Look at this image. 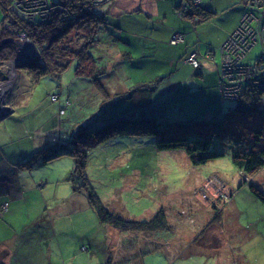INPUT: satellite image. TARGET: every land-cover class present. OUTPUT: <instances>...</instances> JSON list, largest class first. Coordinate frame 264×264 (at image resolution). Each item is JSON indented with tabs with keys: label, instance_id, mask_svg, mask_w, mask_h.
I'll return each instance as SVG.
<instances>
[{
	"label": "rangeland",
	"instance_id": "rangeland-1",
	"mask_svg": "<svg viewBox=\"0 0 264 264\" xmlns=\"http://www.w3.org/2000/svg\"><path fill=\"white\" fill-rule=\"evenodd\" d=\"M92 1L98 5L111 2ZM213 2V8H209L212 11L210 17L200 21L206 23L201 36L215 40L234 23V28L220 44L221 48L224 45L229 50L234 39L247 34L249 21H239L246 3L244 0ZM57 6L58 15L69 10L64 4ZM42 11L46 12L47 9ZM9 13L3 19L4 14L0 7V28L7 30L10 25L7 26ZM66 17L67 15L61 16V19ZM184 17L190 19L191 15L184 13ZM200 18L195 17V21ZM36 23L42 25L44 22L40 19ZM126 37L121 31L118 39L130 40ZM112 39L110 41L113 44L130 51L133 58L130 60L128 54H125L117 59L110 49L103 52L108 42L101 37L95 49L105 62L111 61L109 66L112 73L96 75L97 80L94 77H81L75 72L77 62L67 57L60 60L65 64L64 68L60 67L59 71L53 70L54 72L47 70L37 82L36 75L30 69H40L39 67L21 66L22 60L19 61L18 57H10L0 62V90L4 94L0 110L10 109L6 115L0 117V155L14 157L10 163L0 159V202H3L0 204V246L4 245L6 249V253L0 251V260H4V264H71L73 253L75 263L79 257L76 253L79 252L82 255L79 258L80 264L89 260L91 264H110V256L115 259L116 264H147L142 256L152 246V237L133 239L135 232L111 231L104 253L98 239L103 237V233L108 234L106 228L111 226L99 221L87 198L79 193L81 190L74 189L72 181L67 179L69 173L76 169L74 157L63 154L39 163L37 156L43 155L46 148L38 151L36 145L45 140L48 143L54 142V148L60 150L85 151L82 175L73 173L76 184L81 183L92 189L106 208L119 212L122 218L149 220L163 209L164 216L161 220H165L167 229L157 228L149 233L172 232L173 237L170 239L173 245L179 246V251L186 244L184 237L188 236L191 228L199 221L197 214L200 212L201 218L207 220L201 228L196 229L194 240L197 243L203 242L208 247L214 246L212 248L220 251L212 257L215 252L210 249L211 257L202 256L204 262L203 258H199L200 254L194 255L196 264H207V259L210 264H216L218 255L222 260L230 256L232 251L237 256L242 252V247L248 256L241 257L243 261L248 264H264V201L249 189L252 184L264 193V165L253 174L244 175L232 162V154L236 149H257L256 145L264 146V88L253 90L254 88L244 85L237 96L228 97L221 94L217 86L215 91L210 85L205 86L202 91L193 86L190 88V95L179 102L177 95L170 96L165 91L167 87H161L169 86L172 79H179L181 76L174 73L171 76L164 72L156 78L160 89L155 97V105L142 104L140 106L146 109V114L129 116L149 117L143 123L153 125L156 128L154 132L115 134L99 140L90 138L88 134L102 127L106 121L117 119L116 117L139 106L131 101L113 100L110 98V90L102 91L95 85L96 81L100 79L101 84L110 88L123 82L148 81L155 74L138 73V64L149 67L153 58L158 62L152 55L140 58L139 55L144 49L139 47L136 51L131 40L132 44H126ZM29 40L34 46V42ZM168 40L171 44L178 43L183 40V35L173 34ZM34 49L35 52L32 51L33 54L30 53L24 60L33 58L37 50L35 46ZM215 51L217 55L218 49ZM192 52L194 51L188 52L184 60L193 68H199L198 60L195 65L187 59L192 56ZM259 53V46H255L251 57L254 59ZM120 61H124L123 64L126 65L131 64L137 73L125 74ZM229 61L228 56H221V64L224 63L223 76L227 75L226 67L232 68L227 65ZM262 63L261 58L254 62L260 68L255 69V73L264 71V67L261 68ZM246 74L247 72H242L237 77L235 73L233 81L245 77ZM154 107L157 110L152 112L151 108ZM61 109L63 113H60ZM182 135L191 141L209 140V154L219 155L204 164H194L182 147H157V141L162 137ZM256 138L259 140H255ZM73 140L74 144L70 145ZM66 142L74 148L63 149L61 144ZM22 154L30 159L25 162L15 160ZM30 161L35 164L27 167L26 164ZM209 180H215L216 188L210 185ZM9 185L14 194L6 192ZM5 201H8L9 206ZM60 220L64 221L61 225L71 231V240L63 243L55 239L60 231L55 222ZM208 222L210 225L206 226ZM83 232H88L83 244L87 250L80 248L81 239L75 236L76 233ZM217 236L218 239L208 242L210 237ZM58 243L70 246L60 247L62 254ZM11 244L12 253L9 252L11 255L6 256ZM131 247L136 251L139 249L141 257L137 256L130 261L135 253ZM121 249H128L125 250L126 255L131 249V258L120 253ZM155 254H149L148 258ZM63 256L68 257L65 259ZM173 263L190 264V261L175 258Z\"/></svg>",
	"mask_w": 264,
	"mask_h": 264
},
{
	"label": "trees",
	"instance_id": "trees-1",
	"mask_svg": "<svg viewBox=\"0 0 264 264\" xmlns=\"http://www.w3.org/2000/svg\"><path fill=\"white\" fill-rule=\"evenodd\" d=\"M13 1L14 0H0V7L4 14L3 19L7 16V12L8 13L10 12L9 14L14 19V23L10 26L9 30L8 27L7 30L4 27L0 28V62L2 60L9 59L10 57L14 58L16 56L17 46L15 43V39L17 35L15 32L21 31V32H25L28 35L29 39H31L34 42V46L37 49L36 54L33 56V58L22 60V62H20L21 66L24 65L25 67H27L28 65L33 67L37 66L40 68V69H30L36 75L35 77L36 82L41 79L40 78L41 75L42 76L45 75V72L47 70L54 72V71H59L60 67L64 68L65 64L60 62V60L64 57L74 59L77 62L75 72L76 73L78 72L81 77H85L87 79H89V77L92 78L94 77L93 79L97 80L96 75L99 76L101 74L107 75L108 73L110 74L112 73V68L111 66H109L111 61L107 60V62H105V60L96 51L95 46L98 44V42L100 43L102 37V39H106L108 42V46L103 52H107L110 49V52L114 56L116 52L115 50H117V48H119V50H122L118 44H113V42H111L113 41L112 38L118 39L120 33V31L118 32V27L120 26L118 25V20H117L118 17L116 18L113 15H110L109 13H105L104 11L101 10V6L92 0H56L59 3L64 4L67 8H69L71 12L67 10L68 16L65 19H61V16L63 15L62 14L58 15V12L55 11L54 15H52V17H50L48 21L42 23V25H38L39 23H36L37 19L33 20L32 22L29 19L28 15L25 14L27 13L28 10L26 11L23 10L22 6L16 9V7L13 6ZM209 1L211 5L205 2L201 3V0H180L179 3L177 4L176 11L181 17H184V13L191 15V17H201L200 20H198V22H200L202 20L209 18L210 15L212 14V11H209V8L210 9L213 8L214 2L213 0H208V2ZM244 10L245 8L243 9V12ZM177 33L183 35V40L178 43H184L186 36L181 31L172 32L169 38L171 39V36ZM125 35L128 34L125 33ZM128 39H130L133 42V45L135 44L134 41L131 39V37H129ZM130 40H127V42L132 44ZM119 41L124 42L121 40ZM146 44L149 45L148 43ZM173 44H177V43L174 42ZM255 46H259L260 53L258 56H256L253 59L251 57V53ZM194 52L196 54V58L199 61V63H200L199 54L200 57H204V58L206 57L212 60V54L210 52L204 55H202L203 53H201L198 49L195 50ZM221 54L222 51L220 47V58H221ZM260 54H261V47L259 44H255L247 52L246 56L243 57V60L244 62H254L257 58H260L261 56ZM131 57L132 54L131 56H129L130 60L133 58ZM141 57L142 56H140V58ZM262 59L264 63V54H262ZM214 62L217 70L216 84L219 90V85H222L220 80L221 59L220 62L219 61H214ZM120 63L122 68L128 65V64L127 65L123 64L124 61H120ZM103 83L109 84V82L106 81H103ZM95 85L99 87L102 91L106 90L105 89L106 86L101 84L100 79L96 81ZM242 85L249 86L251 89L253 88L249 84V80L243 82ZM143 86L144 83L140 84V86H138L136 89L141 88ZM107 87L110 88L109 86ZM56 100H59V98ZM66 103H68V100H66ZM133 111L136 110L131 109L129 113L116 117L117 119L106 121L107 123L104 124L102 127L90 132L88 134L89 137L99 140L103 137L114 136L115 134H125V133L141 134V133L154 132L156 130V128L153 125H148L143 123V121L149 117L146 116H143L145 118L129 117V116L144 114L143 112L136 113ZM259 135L260 132L258 133V136ZM1 136L2 133L0 132V138ZM255 140H259V139L256 138ZM73 144H74V140L70 145ZM54 145H55L54 142L53 143L46 142L45 146H43L42 148H37L38 151H41L43 148H46L45 152H47V154L43 152V155L37 156L39 163L42 164L48 160H52L53 158L59 157L63 154H69L72 157H74L76 169H73L71 173H69L68 179L72 181L74 189L77 188L86 195L87 201L90 204V207L93 208V210L96 212L99 221H101L105 225H110L111 228L121 231L122 233H128V231L135 232L136 234L132 236L133 239L134 237L135 239L138 237L159 238L161 235H163V233L159 234L158 231L155 232L154 234L149 233V231L157 228L160 230L167 229V226L164 225L166 224L164 222L165 220L163 221L161 220L162 216H164L163 209L159 210L155 214V216H153L149 220H135V219L122 218L121 217L122 215H119L120 214L119 212L118 213L112 212L111 210L106 208L101 203L100 199L94 194V191L92 189H89L86 185L84 184L82 185L81 183L76 184L75 182L76 179L74 178L75 174L73 173H80V175H82L83 168L85 165V151L83 149H78L76 151H73L72 148L74 147L72 146L70 147L67 144V142L61 144V146L63 147V149L69 147L72 151L68 149L60 150L58 148H54ZM64 145H66V147H64ZM210 146L211 143L207 139H196L194 141H191L185 135L175 136V137H162L157 141V147L160 149H171V148H180V147L184 148L189 156V159L194 164H204L210 158L219 155V154L210 155L209 154ZM256 146L257 149L238 148L235 151H233L232 162L239 171L244 173V175L253 174L264 165V146L262 145H256ZM35 154L37 155V152ZM13 158L6 155L3 156L0 155L1 161H5V163H10V161ZM29 159H30L29 156L27 157L25 156L24 158H22V161L21 160L18 161L25 162V160L27 161ZM34 164L35 163L33 161H30L28 164H26V166L32 167L34 166ZM80 186L81 188L79 189L78 187ZM249 189L257 198L264 201V193L261 190H259L256 186L252 184L249 185ZM5 203H7V201ZM207 225H210V222H208L206 226ZM151 242L153 244L152 240ZM110 258H111L110 264H116V261L113 260L111 256ZM0 264H4V262L0 260Z\"/></svg>",
	"mask_w": 264,
	"mask_h": 264
},
{
	"label": "crops",
	"instance_id": "crops-1",
	"mask_svg": "<svg viewBox=\"0 0 264 264\" xmlns=\"http://www.w3.org/2000/svg\"><path fill=\"white\" fill-rule=\"evenodd\" d=\"M179 1L180 0H113L109 3L106 2L100 5L102 11H104L105 13H109L110 15H113L116 18L117 17L119 18V19L117 18L118 25H120L118 27V32L123 31L124 35L125 33L128 34L126 38L131 37V39L136 44V45L134 44L135 45L134 49L136 51H138L139 47L144 49L141 52L142 55L140 54V56L152 55L158 60V62H156L155 59L153 58L149 64V67L141 66L140 64H138V73H141L143 75L155 74L154 77H151L150 79H148V81L142 80L140 82L139 81L123 82V83H118L116 86L111 88H108L107 86L106 88L104 87L106 90L107 89L110 90L109 91L111 93L110 98H112L113 100L131 101L132 103H134V105H139L133 108L136 110L133 112L136 113L143 112L144 114H146V109L140 105L142 104L155 105V97L157 95L158 90L160 89V85L157 84L156 78L158 79L160 77L159 74H163L164 72H167L169 75L174 73L177 74L178 76H181L179 79L178 78H175V80L172 79L171 82L169 83V86L161 87V88L167 87L165 91L166 93L168 92V95L170 96L177 95L179 98V102L184 101V99L190 95V88H192L193 86L198 91H202L205 86H209V85L213 87L214 91L216 89L217 84L215 82V79H217V70L214 61L220 62L221 59L220 44L230 33L232 28H234L233 27L234 23L229 27L228 30L225 31V33H223V35L219 36L215 40L214 39L211 40L208 37L203 38L201 36V33L205 31L204 29L206 27L205 26L206 23L195 21V17H191L190 19L189 18L187 19L186 17H181L176 11L177 4L179 3ZM202 2L211 5L210 1L208 2V0H201V3ZM123 18L125 19L122 22ZM176 31H181L184 33V35L186 36L184 43L171 44L169 42L168 39L170 34ZM120 40L128 44V42L125 41L124 39H120ZM146 43H148L149 45H147ZM197 49L201 53H203L202 55L210 52L212 54V60L206 57L205 58L200 57L199 54V60L201 63L200 67L193 68L190 64H188L184 60V57L187 55V53L190 50L195 51ZM215 49L219 50L217 55ZM115 51L116 52L114 56H116L117 58H121V56L125 54L131 56V52L124 49L119 50L117 48V50ZM131 66L132 65H127L126 67H124L123 65L124 67L123 72L125 74L127 73L128 75L130 73L131 74L137 73V71L134 68H132L133 66L132 67ZM212 77H213V81H212ZM143 83H144L143 87L134 89V87H138L140 86V84ZM151 110H153L152 112H155L157 108L154 107L151 108ZM152 112L150 111V113ZM46 142L41 141L40 144L39 143L37 144V148H42L43 146H45ZM24 157L25 156H23L22 154L21 156L15 159L22 161V158ZM14 180L15 179H13V181ZM9 186L6 189V192H11V194H14L13 188H11V186L9 188ZM79 193H81V195L83 194L86 197V195L81 191H79ZM2 203L3 202H0V204ZM6 204L7 206H9L8 201ZM200 214H201L200 212H198L197 214L200 222L197 221L196 225L192 227L191 230L189 231L188 236L186 235L184 237V241H186V244L182 246L180 251H179V246L173 245V241L170 239L173 236L171 234L172 232L170 231L169 234H163L159 238L158 237L151 238L153 244H151L152 246L147 250V254L142 256L144 257V259H146L147 264L150 263L153 264V262H157L160 264H166V263L174 264L173 260L175 258L178 259L182 258L186 261H190V264H196L194 255L200 254L199 258H203L202 260L204 262V257L202 256L207 255V257H211L212 253L210 249H213V251L215 252L212 255V257H214L216 253H219L220 249L218 250L217 248H212L214 246L208 247V245L204 244L203 242L197 243V240L196 241L194 240V238L196 237L194 235L196 229L201 228V226L207 220L206 218H201ZM68 216L72 217L70 214ZM62 223H64V221L62 220L55 222L56 224L55 226H57V228H59L60 230L55 235V239L63 243L65 241L67 242L71 240V231L66 226H62L61 225ZM106 229L108 231V234L103 233V237L98 239L99 242L98 244L103 246L104 253L106 252V249L108 247V243H109L108 238H110L111 235L109 233H112L111 231H114L113 233L117 232V230L110 227H107ZM87 234L88 232L75 234V236L77 237L79 236L78 238L81 239L80 241L82 242V245L80 247L81 249L87 250L85 247H83ZM214 239H218V236L217 238L210 237L208 239V242H212L214 241ZM225 240L226 239H224V241ZM62 243H58V247L60 250H61L60 247L69 248L70 246L69 244L65 246ZM185 247H187V249H185ZM128 249H121L120 253L131 258L130 250L131 249L134 250L135 253L134 255H132L130 261L135 260L137 256L141 257L139 249L136 251L134 247H131L128 255H126L125 250ZM243 249L244 248L242 247L241 248L242 252H240L237 256H235V254L232 251L230 253V256L225 257L224 260H222V258L218 255L216 264H248L246 263V261H243V258H248L247 254L243 252ZM0 251L1 252L5 251L6 253V249L4 248V245L0 246ZM9 252L12 253V244L10 245V248L7 250L6 256L10 254ZM152 253H156V254L148 258V255ZM76 255L79 257L74 263L75 254L73 253V260L71 264H80L79 258L82 255L79 252L76 253ZM67 257L64 258L67 259ZM206 263L210 264L209 259L206 260ZM84 264H91V260H89V262L84 261ZM98 264H103V263L100 262Z\"/></svg>",
	"mask_w": 264,
	"mask_h": 264
},
{
	"label": "built area",
	"instance_id": "built-area-1",
	"mask_svg": "<svg viewBox=\"0 0 264 264\" xmlns=\"http://www.w3.org/2000/svg\"><path fill=\"white\" fill-rule=\"evenodd\" d=\"M29 1L28 3H26ZM26 2H22V0H14L13 6L16 7V9L20 8V6L23 7V10H28L27 14L29 19L33 22V20L37 19V21L40 22V19L43 22L48 21L52 15H54V12L57 11L59 13V7L57 5L61 4L56 0H27ZM256 2L257 0H244V3H246L245 11L243 12V15L240 19L242 20H248L249 25L247 29V34L242 35L238 39H234L232 43H230V49L227 50L225 46L223 45L221 48L222 51V58L228 56L230 58V61L227 63V65H231L232 68L226 67L225 73L227 75L223 76L224 71V63L221 64V71H220V80L221 84L219 85V90L221 94L224 96H237V94L241 91L243 88L242 83L249 80V84L254 88L259 90H262L264 88V71H258L257 73L254 72L255 69L260 70L257 65L254 64V62L257 61V58L254 62H244L243 57L246 56L247 52L255 45L259 44L261 47V56L264 54V0H258L260 3L253 4V2ZM25 3V4H24ZM53 8H47L52 7ZM44 8L47 9L46 12L42 11ZM63 16L67 15V11L65 14H62ZM68 16V15H67ZM9 21L7 23L8 28L14 23V19L11 15H8ZM15 32V31H13ZM16 33V56L14 58L19 59V61L24 60L30 53L33 54L35 52L34 46L32 42L29 40L28 35L25 32H15ZM234 37H237L235 35ZM27 48V49H26ZM33 51V52H32ZM192 56H188L187 59L189 61H192L195 65L197 63V58L195 52L191 53ZM30 56V55H29ZM186 60V59H185ZM252 67H254L252 69ZM264 67V63L261 64V68ZM247 72L245 77H239L238 80L233 81L234 74L235 76H239L240 73ZM60 113H63V109L60 110ZM211 181V180H209Z\"/></svg>",
	"mask_w": 264,
	"mask_h": 264
},
{
	"label": "bare ground",
	"instance_id": "bare-ground-1",
	"mask_svg": "<svg viewBox=\"0 0 264 264\" xmlns=\"http://www.w3.org/2000/svg\"><path fill=\"white\" fill-rule=\"evenodd\" d=\"M3 98H4V94H2V92H1V90H0V104L2 105V100H3ZM214 182H215V180H212L211 182H210V185H212L213 186V188H216L215 186H214ZM210 191L211 192H213V190L210 188Z\"/></svg>",
	"mask_w": 264,
	"mask_h": 264
},
{
	"label": "water",
	"instance_id": "water-1",
	"mask_svg": "<svg viewBox=\"0 0 264 264\" xmlns=\"http://www.w3.org/2000/svg\"><path fill=\"white\" fill-rule=\"evenodd\" d=\"M9 111H10V109H8V108H4V109L0 110V117L6 115Z\"/></svg>",
	"mask_w": 264,
	"mask_h": 264
}]
</instances>
